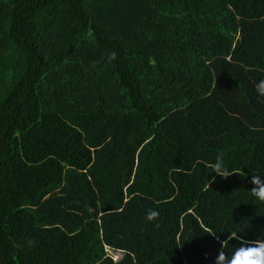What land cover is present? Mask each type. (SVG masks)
Returning <instances> with one entry per match:
<instances>
[{
  "label": "trees",
  "instance_id": "1",
  "mask_svg": "<svg viewBox=\"0 0 264 264\" xmlns=\"http://www.w3.org/2000/svg\"><path fill=\"white\" fill-rule=\"evenodd\" d=\"M252 175L264 0H0V264H224Z\"/></svg>",
  "mask_w": 264,
  "mask_h": 264
},
{
  "label": "clouds",
  "instance_id": "2",
  "mask_svg": "<svg viewBox=\"0 0 264 264\" xmlns=\"http://www.w3.org/2000/svg\"><path fill=\"white\" fill-rule=\"evenodd\" d=\"M115 57V53H113L112 58ZM218 161H222V156L217 157ZM217 173L221 178H227L228 176L233 173L229 171L226 167L222 166V162H218L215 167L214 171ZM251 183L255 186L251 189L252 193L260 200L264 201V183H261L259 176L252 175ZM159 216V213L156 211H152L148 216L149 220H154ZM158 227V225H157ZM214 238L215 234H212ZM231 238H235L234 236ZM107 249V247H106ZM116 258V257H114ZM219 258L224 261V264H264V243H260L256 247L250 248H238L233 253L232 258L229 259L222 251L219 252Z\"/></svg>",
  "mask_w": 264,
  "mask_h": 264
},
{
  "label": "rangeland",
  "instance_id": "3",
  "mask_svg": "<svg viewBox=\"0 0 264 264\" xmlns=\"http://www.w3.org/2000/svg\"><path fill=\"white\" fill-rule=\"evenodd\" d=\"M107 253L111 255L112 258L114 257H118L120 252L118 250H110V249H106Z\"/></svg>",
  "mask_w": 264,
  "mask_h": 264
}]
</instances>
